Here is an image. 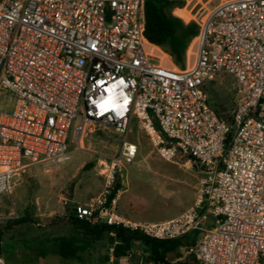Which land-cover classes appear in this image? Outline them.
Returning a JSON list of instances; mask_svg holds the SVG:
<instances>
[{"label": "built area", "instance_id": "2783aa9c", "mask_svg": "<svg viewBox=\"0 0 264 264\" xmlns=\"http://www.w3.org/2000/svg\"><path fill=\"white\" fill-rule=\"evenodd\" d=\"M200 11L193 60L180 69L150 49L144 0H0V205L27 169L69 161L96 124L124 139L75 218L155 241L199 231L186 249L199 264H264V0ZM221 74L235 79L230 120L206 103ZM132 122L163 160L199 170L196 200L174 218L140 223L117 211L116 185L139 153Z\"/></svg>", "mask_w": 264, "mask_h": 264}, {"label": "rangeland", "instance_id": "374dc122", "mask_svg": "<svg viewBox=\"0 0 264 264\" xmlns=\"http://www.w3.org/2000/svg\"><path fill=\"white\" fill-rule=\"evenodd\" d=\"M183 1L184 5L176 8L174 14L191 21L197 18V12L201 13V8H211L221 0ZM150 49L160 50L155 46ZM194 53L195 48L191 62ZM234 84L235 79L229 74L218 75L207 84V104L222 117L229 114L237 100ZM123 139L112 128L104 129L96 124L90 128L86 126L80 149L72 150L69 161L27 169L15 182L11 194L2 196L0 228L9 227L23 218L48 226L67 218L77 204L89 203L103 187L100 162L115 155ZM127 139L138 144L139 153L133 163L125 166L118 181V213L140 222H163L180 215L196 200L199 170L186 160H163L135 122L131 124ZM97 244L94 242V247L106 257L109 252L106 242ZM146 247L151 250V244ZM3 254L8 260L6 252ZM184 255L185 250H181L168 261L180 264L183 261L174 260ZM91 264L96 263L93 260Z\"/></svg>", "mask_w": 264, "mask_h": 264}, {"label": "crops", "instance_id": "0c3cea01", "mask_svg": "<svg viewBox=\"0 0 264 264\" xmlns=\"http://www.w3.org/2000/svg\"><path fill=\"white\" fill-rule=\"evenodd\" d=\"M159 49L163 52L161 48ZM71 213L73 210L69 215ZM214 224L215 222L210 220L205 228L210 229ZM0 234L2 236L0 255L5 258L7 264H91L93 260L96 264H155L149 258V250L146 247L149 243L141 240L140 237L133 241V246L137 245V247L136 249L132 247L128 258L120 257L111 261L109 252L104 258L102 251L94 247V242L96 245L98 242H106L109 251L116 242L115 233L112 231L106 233L101 241L87 238L67 218L53 222L48 226L36 221H18L9 227L0 228ZM200 235L199 231L190 232L181 240L182 246L175 253L168 255L166 263L171 264L168 260L179 254L181 250H185V255L176 257L174 262L180 260L183 261L180 264H199L192 255L187 254L186 249L195 243ZM62 238L69 239L71 242H66L63 246L56 248L55 240ZM3 252L8 255V260Z\"/></svg>", "mask_w": 264, "mask_h": 264}, {"label": "trees", "instance_id": "16d2710c", "mask_svg": "<svg viewBox=\"0 0 264 264\" xmlns=\"http://www.w3.org/2000/svg\"><path fill=\"white\" fill-rule=\"evenodd\" d=\"M183 5V0H144L145 37L147 41L151 45L161 48L163 52L171 57L174 65L180 69H185L191 63L192 53L199 33V27L195 22H185L174 14V10L181 8ZM206 87L207 85L204 88L205 93ZM215 112L217 114L219 113L217 111ZM219 116L222 119L230 120L229 114L225 117ZM230 138L231 134L228 135L226 142ZM119 188L120 186L117 184L115 192ZM67 219L83 236L94 240L101 241L106 233L115 231V258L128 255L133 247V241L138 239L135 235H129L118 228H112L105 224H91L84 220H78L71 215H68ZM24 221H26V218L20 220V222ZM1 237L0 234V242ZM140 239L151 244L149 258L155 264L166 263L168 255L175 253L182 246L181 240L155 241L148 238ZM55 242L56 248H59L66 242L69 243L71 241L62 238L56 239ZM64 256L67 257V255Z\"/></svg>", "mask_w": 264, "mask_h": 264}, {"label": "water", "instance_id": "95a60500", "mask_svg": "<svg viewBox=\"0 0 264 264\" xmlns=\"http://www.w3.org/2000/svg\"><path fill=\"white\" fill-rule=\"evenodd\" d=\"M71 216H75V213H71Z\"/></svg>", "mask_w": 264, "mask_h": 264}]
</instances>
